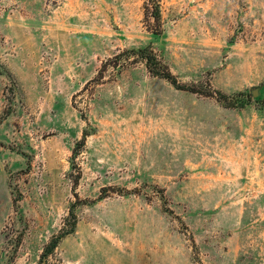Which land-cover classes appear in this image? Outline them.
<instances>
[{"label": "rangeland", "instance_id": "rangeland-1", "mask_svg": "<svg viewBox=\"0 0 264 264\" xmlns=\"http://www.w3.org/2000/svg\"><path fill=\"white\" fill-rule=\"evenodd\" d=\"M145 1L0 0V264H264V0Z\"/></svg>", "mask_w": 264, "mask_h": 264}, {"label": "trees", "instance_id": "trees-1", "mask_svg": "<svg viewBox=\"0 0 264 264\" xmlns=\"http://www.w3.org/2000/svg\"><path fill=\"white\" fill-rule=\"evenodd\" d=\"M161 0H146L144 3V18L148 23L147 27L150 28L154 33H161L163 31L162 28V16H161ZM137 53L139 56L146 60V66L150 73L163 77L167 79L171 84H173L176 88L200 93L206 96L216 97L219 101H222L227 107H234L240 101V96L244 94V92H238L236 95H228L220 90L209 89L205 90L202 88H196L195 86H187L178 81L175 74L171 71L169 66L163 63L155 54L152 49L142 48V49H126L121 53L117 54L115 57H120L121 55H130ZM106 63L103 64L102 67H105ZM88 136L87 132L83 133V136L80 141H78L75 149L73 150L74 155L79 153V149L83 147L86 143V138ZM78 183L77 179L75 181V185ZM77 216L75 212L69 213L68 217L65 218L64 226L61 228L60 232L57 235L52 237V240L46 245V252H49L52 247L56 246L58 241L67 235L68 233L74 230L76 226Z\"/></svg>", "mask_w": 264, "mask_h": 264}]
</instances>
